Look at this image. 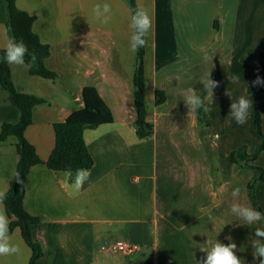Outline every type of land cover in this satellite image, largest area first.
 <instances>
[{"label": "crops", "instance_id": "0c3cea01", "mask_svg": "<svg viewBox=\"0 0 264 264\" xmlns=\"http://www.w3.org/2000/svg\"><path fill=\"white\" fill-rule=\"evenodd\" d=\"M105 3L111 5V20L102 24L93 8ZM134 3L153 21L143 57L145 117L153 133L143 139L134 126L137 52L130 50L129 0H15L33 17L32 30L49 49L44 66L56 75L45 79L30 74L26 64H8L15 90L44 100L32 108L24 131L37 156L47 160L55 143L54 124L83 107L84 87L96 90L113 118L83 131L93 165L79 191L65 171L44 164L30 168L23 207L39 218L31 226V236L43 250L35 264H197L206 259L201 248L210 251L216 241L228 244L229 236L245 264H260L252 243L264 220L248 226L230 212L233 203L251 206L246 188L252 171L230 163L229 154L243 145L252 154L258 145L249 118L238 125L230 105L241 96L249 99L246 88L264 51V0ZM6 21L0 0L1 50L8 40ZM225 21L231 22L227 33L221 30ZM197 44H203L205 59H214L202 78L211 73L219 82L213 98L205 100L211 108L210 127L199 124L197 111L188 116L184 103L190 88L207 95L193 61ZM233 77L239 78L237 83ZM157 92L164 96L159 105ZM256 97L264 132V84ZM18 120V109L0 87V127ZM16 144L12 135L0 141V190L5 192L17 166ZM255 164L264 169V150ZM236 187L241 190L238 200L231 195ZM255 193L264 211V182L256 184ZM10 236L21 252L0 257V264H28L31 249L20 229ZM116 241L136 249L123 254L112 249Z\"/></svg>", "mask_w": 264, "mask_h": 264}, {"label": "trees", "instance_id": "16d2710c", "mask_svg": "<svg viewBox=\"0 0 264 264\" xmlns=\"http://www.w3.org/2000/svg\"><path fill=\"white\" fill-rule=\"evenodd\" d=\"M7 15V35L8 38L14 36L17 41L23 40L29 49V55L25 56V64L32 60V55L36 60L28 67L29 73L45 79H54L55 73L44 66V60L49 54L46 44L40 42L38 36L32 30L33 17L23 10H20L15 0H1ZM131 13L137 8L134 0H129ZM5 55L0 49V58ZM144 47L136 53L135 69L133 75V101L136 108V119L134 122L136 135L138 138H148L153 133L152 124L145 117V82L143 69ZM259 76L264 80V51L259 54L256 70L251 83L247 86L246 92L249 99L253 100V109L250 110L249 124L250 133L258 140L256 150L248 154L246 147L240 146L229 154V161L232 164L246 167L252 171V177L247 183V197L252 208L264 213L260 207L255 187L259 182H264V169L255 164L257 157L264 150V132L261 124V114L258 107L256 91L263 85H254L252 82ZM0 87L5 89L9 95L10 103L19 111V120L15 124L3 123L0 127V141L8 136L17 138L16 150L18 155L17 166L14 175L10 179L9 188L6 191L4 209L10 220V233L19 228L24 242L31 249L28 264H35L37 259L43 255L41 245L31 236V226L39 222V218L28 214L23 207L24 183L20 184L14 178L17 172L25 182V178L30 168L37 164H44L53 171L72 172L71 180L75 179L76 170L90 169L93 159L87 149L83 138L85 129L95 128L101 124L112 122V114L100 98L93 87H84L82 98L83 107L72 112L65 121L54 124L55 143L46 161H42L35 153L34 147L25 139L24 131L31 124V110L35 105L44 102L42 98L29 94L19 93L15 90L8 68V63L0 60ZM203 98V96H202ZM164 96L161 92L156 94V104L163 103ZM206 103V102H205ZM207 104V103H206ZM197 120L204 127H210L208 115L202 110H197ZM264 242V241H262Z\"/></svg>", "mask_w": 264, "mask_h": 264}, {"label": "clouds", "instance_id": "9594fccd", "mask_svg": "<svg viewBox=\"0 0 264 264\" xmlns=\"http://www.w3.org/2000/svg\"><path fill=\"white\" fill-rule=\"evenodd\" d=\"M94 15L96 19L102 23L107 24L111 20V5L108 3L102 6L97 4L93 8ZM153 21L148 12L142 8L137 7L134 13L131 15V23L129 27L132 29V34L130 37V50L135 53L139 49L146 46L149 35L152 31ZM5 55L0 58L3 62L9 65L25 66V56L29 55V49L23 40L17 41L14 36L9 37L4 48ZM32 55V60L28 64L35 62L36 56ZM207 59V58H206ZM238 77H233L232 82L237 83ZM199 83L203 85V91L207 94L205 97L198 95L197 90L194 88L188 89V94L185 96L184 103L189 109L188 116L195 113L198 109L202 110L204 113H209L211 108L205 103L206 99H211L214 96L213 90L219 86V82L211 79V73L206 77L201 78ZM254 85L264 84L259 76L256 80L252 82ZM228 95V93L226 92ZM253 109V100L241 96L238 102L231 103L230 113L232 118L236 121L238 125H244L247 122L250 110ZM91 172L88 169H77L74 180V188L76 191L82 189L84 183L89 180ZM66 180L72 178V172L69 169L65 173ZM16 181L23 184L24 181L20 178V173L17 172L14 176ZM234 200H238L241 195V190L236 187L231 193ZM6 192L0 190V257H7L11 255H18L21 252V248L18 244L11 242L9 224L10 220L6 215L4 209V201L6 199ZM230 212L232 215L244 221L245 225L251 226L256 222L264 220V213L252 208L249 205H244L241 203H233L230 206ZM254 236L257 240L252 243L253 257L259 259L260 264H264V229H255ZM230 241L228 244H223L218 241L212 246L211 250L201 248L200 250L206 252V259L197 261V264H245V261L236 255L237 247L236 244L231 242V237H227Z\"/></svg>", "mask_w": 264, "mask_h": 264}, {"label": "rangeland", "instance_id": "374dc122", "mask_svg": "<svg viewBox=\"0 0 264 264\" xmlns=\"http://www.w3.org/2000/svg\"><path fill=\"white\" fill-rule=\"evenodd\" d=\"M230 23L226 22V21L223 22V24L221 23V26H222L221 30H224L225 33H227V31L231 30V24ZM201 26H204V24H201ZM203 39H204V37H202V40ZM220 39L221 38H219V40ZM199 40H201V39L199 38ZM201 45H203V44H197V47H196L195 52L193 54L194 55L193 61H195V64H196L197 80H200L203 77V75H204L203 72L207 69L208 63H210L212 60H214L213 58H209V61L207 59H205V56L203 54L204 51L202 50ZM199 124H201V123H199ZM214 157H215L214 151L212 148L209 147V160L213 161ZM213 172H215V170H213Z\"/></svg>", "mask_w": 264, "mask_h": 264}, {"label": "built area", "instance_id": "2783aa9c", "mask_svg": "<svg viewBox=\"0 0 264 264\" xmlns=\"http://www.w3.org/2000/svg\"><path fill=\"white\" fill-rule=\"evenodd\" d=\"M112 249L121 252L123 254H128L136 249V246L123 241H116L112 244Z\"/></svg>", "mask_w": 264, "mask_h": 264}]
</instances>
